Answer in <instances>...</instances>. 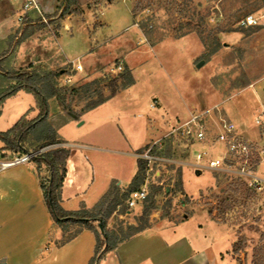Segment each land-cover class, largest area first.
I'll return each instance as SVG.
<instances>
[{"label":"rangeland","instance_id":"374dc122","mask_svg":"<svg viewBox=\"0 0 264 264\" xmlns=\"http://www.w3.org/2000/svg\"><path fill=\"white\" fill-rule=\"evenodd\" d=\"M62 1L39 0L46 18L41 24L37 11H31L19 22L20 5L0 0V20L9 28L7 42L0 45V93L18 81L16 72L35 71V79L44 89L46 83L41 79L49 72L54 73L51 81L61 95L49 98L50 112H53L52 118L58 113L54 120H63L60 113L75 112V109L81 112L93 100L109 96L115 79L117 93L128 89L131 85L123 86L127 79L121 74H126L128 67L138 84L115 96L112 105H103L101 112L148 113L147 101L152 93L177 88L195 100L197 104L192 110L220 108L215 109L213 118L208 117L211 125L215 126L223 114L240 125L242 132L252 128L256 132L250 125L264 110L248 88L264 73V32L259 28L264 22V0H78L71 6L75 11L61 18ZM250 13L261 23L242 25L241 21ZM99 16L106 22L103 28L94 30L103 25L99 19L94 21L91 32L84 27L88 18ZM69 20L83 23L73 24L72 31L63 30L60 43L67 58L81 59V71L73 69V63L64 58L57 43L62 27ZM92 47V51L97 50L98 58L85 63L83 54ZM68 75H72L71 83L65 81ZM34 104L37 103L29 94L13 100L9 104L10 113L14 114L12 120L21 113L33 118L38 114L34 113ZM134 104L137 109H131ZM169 120L173 118L165 122ZM113 126L106 122L105 135L116 136L118 127ZM37 135L36 131L32 132L30 140L22 144L36 149ZM176 143L179 153H183L181 141ZM48 146L46 150L57 147ZM191 172L187 167L164 169L162 176L149 184L148 199L144 203L128 209L127 197L122 201L111 216L117 212L124 216L116 214L110 228L126 229L132 223L149 225L151 219L177 222L203 206L214 211V216L232 227L238 237H244L242 248L232 251V264H253L254 248L264 244V190L252 191L242 182L209 171L202 172L200 182H193L189 178L193 175ZM42 175H47L46 167ZM183 181L188 186L197 183L205 187L190 195L184 191ZM126 193L128 196L129 191ZM225 200L231 204L229 208H225ZM76 228L71 227L68 234Z\"/></svg>","mask_w":264,"mask_h":264},{"label":"crops","instance_id":"0c3cea01","mask_svg":"<svg viewBox=\"0 0 264 264\" xmlns=\"http://www.w3.org/2000/svg\"><path fill=\"white\" fill-rule=\"evenodd\" d=\"M11 2L20 5V2ZM262 8L264 9V5ZM88 19L84 27L90 32L94 28L95 20L99 19L103 25L94 30L106 25L100 16ZM75 23L83 22H66L57 43L68 62L82 63L79 57L67 58L60 43L62 31H72ZM259 28L264 32V22ZM8 34L7 24L0 20V45L7 42ZM93 47L83 54L85 63H91L98 58L95 55L97 50L92 51ZM135 79L136 82L128 89L116 93L93 109L85 112H76L75 109V112L60 113L62 116L59 117H63V120H54L57 119L58 113L52 118L50 104L48 122L63 140L56 146H67L70 150L61 188V205L66 210L95 207L114 181L123 191L136 189L132 184L141 162L135 155L136 152L151 139L168 131L176 117L188 114L192 106L197 104L189 94L177 88H163L150 95L147 101L148 113L134 110L129 113L101 112L103 105H112L115 96L135 88L138 84V79ZM263 81L264 73L248 89L252 90L258 105L264 110ZM24 92L19 91L2 105L0 131L10 129L25 115L21 113V117L20 114L12 120L14 114L10 113L9 104L13 100L29 94L34 103L38 104L34 94H23ZM13 103L18 104L16 101ZM37 104L33 106L34 113L39 112ZM131 106V109L138 108L136 104ZM36 116L37 114L33 118ZM168 117L173 120L165 122ZM253 121L250 125L252 127ZM106 122L108 126L118 127L116 136L105 135ZM253 129L243 132L255 137L256 132ZM261 170L264 174V164ZM191 173L193 175L189 178L193 182L202 177V173ZM182 175L184 180V171ZM196 184L188 186L184 182V191L194 195L205 187ZM116 214L119 217L124 216L118 212L110 216L109 227H113ZM214 214V211L211 212L202 206L195 208L177 222L151 219L143 230L119 242L105 255L100 264H232V251L238 240L237 233L227 223L218 220ZM63 235V229L54 223L45 204L34 164L16 165L1 171L0 264H89L95 251V234L91 230L83 229L71 241L57 244Z\"/></svg>","mask_w":264,"mask_h":264},{"label":"built area","instance_id":"2783aa9c","mask_svg":"<svg viewBox=\"0 0 264 264\" xmlns=\"http://www.w3.org/2000/svg\"><path fill=\"white\" fill-rule=\"evenodd\" d=\"M20 2L17 20L22 22L31 11L40 13L46 21L39 0H13ZM261 22L255 14H248L241 21L244 26ZM73 63V69L81 71V62ZM122 66H118L120 69ZM65 74V73H63ZM66 82L71 83L72 75ZM155 102L153 103V106ZM218 106L208 109H193L183 117H176L168 131L151 139L137 152L143 163V181L138 188L129 192L125 203L128 209L144 203L148 199L149 184L162 176V172L175 168H190L193 172L209 171L219 177L242 182L252 191L264 190V112L255 116L253 127L256 136L242 132L230 118L220 114L215 126L207 120L213 118ZM181 141L183 153H179L176 141ZM56 145V144H54ZM50 146L38 150L17 151L7 146L0 138V172L16 165L28 164L33 158ZM177 149V150H176ZM162 183V182H160Z\"/></svg>","mask_w":264,"mask_h":264},{"label":"trees","instance_id":"16d2710c","mask_svg":"<svg viewBox=\"0 0 264 264\" xmlns=\"http://www.w3.org/2000/svg\"><path fill=\"white\" fill-rule=\"evenodd\" d=\"M78 0H63L60 4L62 11L60 17L63 18L67 14L74 12L71 8L76 4ZM133 16L134 11L132 10ZM41 24L43 18H39ZM217 48L220 42L216 43ZM216 48V49H217ZM126 74L121 72L123 77L127 81L123 84L124 87L132 85L135 82L134 76L131 70L126 67ZM15 79L18 81L10 86L8 89L0 93V113L1 107L5 101L14 96L21 90L34 94L39 106V112L35 118L29 119L25 114L23 115L13 126L6 130L0 131V138L5 141L9 148L17 151H29L28 147L24 146L22 142L30 140V134L34 131L38 133L36 141L39 142V146L36 149L43 148L48 145H54L62 143L63 140L59 136L55 128L50 125L47 120L50 111L49 98L54 95H61L58 89L55 88L51 80L55 77L54 73H47L43 76L41 81H44V87H41L36 81L37 73L35 71H28L14 73ZM112 84L114 88L109 96H103L100 99L90 102L82 111L93 109L100 104L107 101L117 93V80L115 79ZM70 154V150L65 146H57L55 148L46 150L33 158L35 171L40 180V186L43 192L44 201L50 213V216L55 224L60 226L64 235L57 244H63L74 239L83 229L91 230L96 237V246L94 255L91 257L89 264H100V261L105 255L112 251L119 242L122 240L140 232L147 224H128L127 228L121 227L119 230L110 228L108 226V219L111 214L118 209L122 201L127 197V191L121 192L120 187L116 182H112L110 189L100 199V201L93 208L83 207L79 210H66L61 205V188L66 174V161ZM46 167L47 175H42V169ZM144 165L139 163V170L133 180V188L140 185L143 179ZM225 208L230 207V203L227 200L223 201ZM212 212V210H210ZM71 227H77L73 232H68ZM243 236H239L237 242L234 245V251H238L243 245ZM253 264H264V244H260L254 248Z\"/></svg>","mask_w":264,"mask_h":264},{"label":"water","instance_id":"95a60500","mask_svg":"<svg viewBox=\"0 0 264 264\" xmlns=\"http://www.w3.org/2000/svg\"><path fill=\"white\" fill-rule=\"evenodd\" d=\"M199 65H201V64H199ZM197 173H200L199 171H197Z\"/></svg>","mask_w":264,"mask_h":264}]
</instances>
